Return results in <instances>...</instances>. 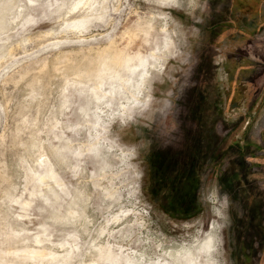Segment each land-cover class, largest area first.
<instances>
[{"label": "rangeland", "instance_id": "rangeland-1", "mask_svg": "<svg viewBox=\"0 0 264 264\" xmlns=\"http://www.w3.org/2000/svg\"><path fill=\"white\" fill-rule=\"evenodd\" d=\"M68 1L18 0L15 22L0 29V241L14 254L0 248V260L146 264L156 244L170 251L199 237L227 195L223 259L264 264V0L159 11ZM109 45L133 59L129 81L144 77L140 93L125 85L120 105L101 99L103 77L83 75ZM76 90L101 102L86 113ZM146 102L149 120L136 116ZM105 114L121 148L139 145L124 171L91 164L80 146Z\"/></svg>", "mask_w": 264, "mask_h": 264}, {"label": "clouds", "instance_id": "clouds-1", "mask_svg": "<svg viewBox=\"0 0 264 264\" xmlns=\"http://www.w3.org/2000/svg\"><path fill=\"white\" fill-rule=\"evenodd\" d=\"M180 0H136L137 4H147L149 7L159 11L164 7H179ZM20 4L18 0H0V18L6 23H14L18 17ZM110 55L119 57L121 55L118 49H114ZM65 89L62 86L57 87V95L53 99V103L61 102L64 96ZM51 95V93H50ZM72 103L76 108L80 105L88 107L90 100L83 97L76 90L71 93ZM83 110V109H81ZM92 111H97L95 106H92ZM156 109L151 107L147 102L137 110L136 116L143 120H149L152 113ZM75 115V113H73ZM133 117L131 115L122 117L119 121L123 127ZM112 123L111 114H105L100 122L93 121L94 128L85 127L81 136L80 146L88 154L89 162L93 165L112 166L120 171L131 168L130 161L137 155L139 145L133 144L126 148H121L117 143V131H110L109 125ZM228 197L225 195L224 202L218 205L216 216L223 222L226 220L225 209L227 207ZM225 226L224 223L219 225V229ZM187 239V238H186ZM13 245L8 238L0 241V248L3 249L6 257L14 254L8 249ZM170 251H165L159 244L154 246L151 259L146 264H227L223 259V252L220 248V240L214 232L211 239L199 238L189 240L187 243L179 245L173 242L169 245ZM0 264H19L15 259L0 260Z\"/></svg>", "mask_w": 264, "mask_h": 264}, {"label": "bare ground", "instance_id": "bare-ground-1", "mask_svg": "<svg viewBox=\"0 0 264 264\" xmlns=\"http://www.w3.org/2000/svg\"><path fill=\"white\" fill-rule=\"evenodd\" d=\"M27 1V0H26ZM30 2H35V0H29ZM68 1V0H67ZM70 1V0H69ZM68 1V2H69ZM64 2V1H63ZM90 1L89 0H76L75 2H73V5L71 7V10H76V9H84L85 6L88 5ZM27 4V3H26ZM181 4V0L179 2V5ZM34 5V4H33ZM63 6V4H60L57 8V10H61V7ZM91 6V5H90ZM89 6V7H90ZM27 7V6H26ZM25 7V8H26ZM24 8V7H23ZM24 8V9H25ZM91 10H98V8H92ZM74 26H78V24H75ZM6 27V22L0 18V29H4ZM79 27V26H78ZM133 35V34H132ZM135 35V34H134ZM131 37V35H130ZM114 49H118L115 48V45L113 47V45H109L106 46L104 49H102L101 51L98 52L97 54V64L94 67H88L86 68V70L83 72V75H85L87 78L88 77H94V78H100L103 77L104 82L100 85L103 87L105 86V89H107L106 94H101L103 95L101 97V99L103 98V102H108V101H116V105H120V102L123 101L124 98H126V92L124 89L125 85H129L131 87H133L134 89H136V91H138L140 93L141 89L140 86L142 84V79L143 74L142 72H138L135 76L132 77L131 81L128 80L127 77V72L133 67V59L130 58L124 50H119L121 55L119 57H113L112 55H110V53L114 50ZM127 82V83H126ZM129 82V83H128ZM99 87V86H98ZM105 91V90H104ZM127 91V90H126ZM102 92V91H101ZM88 94V93H87ZM92 94V92H91ZM96 92L94 94H92L91 96L93 97L90 100V104H94L95 101L97 100H101L100 97L98 95H95ZM136 93H132V95L134 97H137V95H135ZM66 97V96H65ZM128 98V97H127ZM67 99V97H66ZM101 102V101H100ZM99 103V102H98ZM100 104V103H99ZM98 105V104H97ZM96 105V108L98 107ZM103 105V104H102ZM108 105V104H107ZM123 104H121L122 106ZM89 106L88 107H84V111L87 113V111L89 110ZM79 109V108H78ZM123 109V108H122ZM41 177V176H40ZM52 178V177H51ZM42 181L44 180V175L40 178ZM46 188V187H45ZM47 188H49L50 190H52V186H47ZM53 191V190H52ZM52 193V192H51ZM43 195V194H42ZM55 197V195H54ZM215 201V199H214ZM218 201V200H217ZM216 203V202H215ZM220 203V202H219ZM67 208V207H66ZM218 209V208H217ZM216 209V211H217ZM73 211V210H72ZM71 210L68 211L69 214H73ZM75 212V211H74ZM66 213V212H65ZM57 218V217H56ZM215 219V220H214ZM214 219L212 221V223L202 232V234L199 237H196L195 239H199L201 237L203 238H208L211 239L213 233L215 232L216 235H218L219 240H220V229H219V225H220V219L216 216V213L214 215ZM194 239V240H195ZM20 252V250H19ZM23 252L26 253L27 255H31V254H42V251L39 250H28L25 251L23 250ZM25 255V254H24ZM32 256V255H31ZM24 257V256H23ZM29 258V256L27 257Z\"/></svg>", "mask_w": 264, "mask_h": 264}]
</instances>
